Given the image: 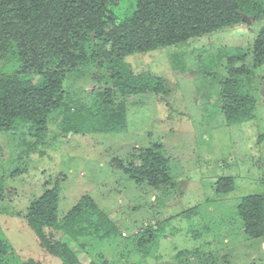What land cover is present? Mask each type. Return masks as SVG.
Instances as JSON below:
<instances>
[{
  "label": "rangeland",
  "instance_id": "rangeland-1",
  "mask_svg": "<svg viewBox=\"0 0 264 264\" xmlns=\"http://www.w3.org/2000/svg\"><path fill=\"white\" fill-rule=\"evenodd\" d=\"M261 25L249 20L126 55L152 85L137 96L114 90L115 109L128 119L120 131L77 132L72 124L78 112L99 113L103 91L114 87L96 63L69 72L64 106L46 124L17 119L0 131V264H64L28 220L31 203L54 187L60 219L90 196L117 229L97 240L44 226L47 239L69 244L82 264H264V237H250L238 212L244 196L264 195V63L240 77L255 100L250 119L230 121L221 96L233 68L253 64ZM9 51L0 48V72L19 64ZM160 80L170 95L155 88ZM152 147L165 159L157 185L124 170ZM223 177L233 178L234 190L218 192Z\"/></svg>",
  "mask_w": 264,
  "mask_h": 264
},
{
  "label": "trees",
  "instance_id": "trees-1",
  "mask_svg": "<svg viewBox=\"0 0 264 264\" xmlns=\"http://www.w3.org/2000/svg\"><path fill=\"white\" fill-rule=\"evenodd\" d=\"M249 20L262 24L253 47V64L233 68V77L221 82L222 109L234 122L248 120L253 113V94L243 87L240 77L252 75L264 63V0H0V48L7 55L12 49L19 61L12 71L0 72V131L9 130L17 119L46 124L49 115L64 106V81L69 72L95 63L110 74L114 87L103 91L99 113L85 116L78 112L72 124L77 132L120 131L128 119L123 107L115 109L114 90L137 96L152 85L139 78L144 73L131 71L126 55L186 42ZM247 56L249 52L241 55ZM30 74L41 75L43 81L35 83ZM155 86L170 95L171 88L163 81ZM140 160L139 165L131 162L124 167L125 172L157 185L164 174V157L152 147L141 153ZM217 190H234L233 178L223 177ZM90 198L84 196L64 219L58 213V187L31 203L29 224L64 264L82 263L69 244L48 240L44 226L65 229L74 239L92 232L93 239L95 235L103 240L117 233ZM238 212L250 237H264V195L244 196ZM145 244L140 241L138 246L148 252Z\"/></svg>",
  "mask_w": 264,
  "mask_h": 264
}]
</instances>
